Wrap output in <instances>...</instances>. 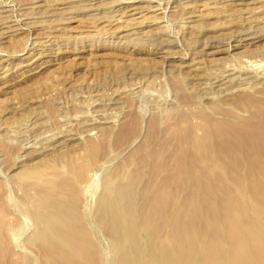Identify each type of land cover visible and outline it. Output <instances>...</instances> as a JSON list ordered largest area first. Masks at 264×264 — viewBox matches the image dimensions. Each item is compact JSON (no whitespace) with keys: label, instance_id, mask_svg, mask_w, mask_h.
<instances>
[{"label":"rangeland","instance_id":"1","mask_svg":"<svg viewBox=\"0 0 264 264\" xmlns=\"http://www.w3.org/2000/svg\"><path fill=\"white\" fill-rule=\"evenodd\" d=\"M135 1L146 17L130 26L119 22L130 17L119 18L133 0H0L6 22L0 25V264H44L33 241L34 206L50 186L57 191L51 197L75 202L79 224L94 242L88 252L99 257L94 264H169L168 256L177 257L174 264H264V226H243L256 224L253 195L262 185L165 181L172 168L163 161L134 163L168 138L183 113L192 111L190 122L198 124L196 113L210 114V103L220 100L217 109L239 118L257 108L264 113V105L232 104L239 97L264 102V0ZM5 26L12 32L2 35ZM231 65L234 72L259 74L263 83L228 95L218 87L198 100L196 83L218 73L225 78ZM237 72L226 80H239ZM132 122L136 129L128 134L124 127ZM210 173L225 176L231 169L215 166ZM112 185L128 193L121 190L134 219L135 239L129 236L133 242L120 250L113 239H124L127 230L96 225ZM155 195L159 206L148 207ZM223 216L228 226H206ZM178 217L192 226L177 227ZM79 262L71 257V264Z\"/></svg>","mask_w":264,"mask_h":264},{"label":"bare ground","instance_id":"2","mask_svg":"<svg viewBox=\"0 0 264 264\" xmlns=\"http://www.w3.org/2000/svg\"><path fill=\"white\" fill-rule=\"evenodd\" d=\"M135 2L136 1L133 0V2H131L130 5L129 4L128 6L124 5V9L126 11L124 12L122 16H120V18L119 17L118 18L120 20L125 19L126 17H130V18L129 19L127 18V20H123V21L121 20L119 22H122V24H124L123 22L129 21L130 24L128 23L127 24L130 26H134L135 24H138L137 20H139V18L142 17V14L145 11L142 9L143 7L139 6L141 4H136ZM158 7L159 6H157V8ZM151 8H154L155 10H157L155 5L152 6ZM144 17L146 16L144 15ZM4 23H1L0 21V25ZM11 27L12 26L2 27L6 29V31H3L2 35L11 33L12 32L10 30ZM7 36H3V37L7 38ZM254 38H255V35L253 36V38L251 37V39H254ZM242 40H250V39L246 38ZM240 41L241 40L237 42L239 43ZM233 47L237 48L236 45ZM234 66L235 65L233 64V68H235ZM228 69H227L228 73L225 75V78L222 75V73L221 74L218 73L217 75H214L212 77L208 76L207 78H204V80L202 79L203 82L200 81L196 83L195 86H197V88L199 87L198 89L196 88V91L198 93L195 90L193 92L196 95L200 96L198 97L195 95L197 99L200 100V98L202 99L204 96L214 95V92L216 91V89H218V87L224 86L223 88L218 89L217 93L218 94L220 93L219 95H228L231 93H235L237 91H244L247 88L257 89V87L263 83V82H260L261 76L259 77V74L255 75L251 71L249 72L248 69H247L248 72H240V71L234 72V69H232V65H231V69L229 70ZM223 70H226V69H223ZM242 70L244 71L245 69H242ZM236 72L240 74V76L238 77L239 80L231 79L233 77L232 75H235ZM226 76L227 77L231 76V78L226 80ZM263 81H264V78H263ZM246 85L248 87H243ZM184 97L185 96L182 97V103L185 105L187 101ZM256 99L252 97L251 98L250 97H239L235 99L232 104H234V107L237 109H240V108L247 109V108H251L255 106H256L255 108H257L260 105H264V102L262 103L260 101H257ZM184 100L186 101V103H184ZM223 104H224L223 100H220V103L212 102L210 103L211 107H209L211 111L210 114L208 113L206 114L202 110L196 113V116L199 119L198 124H193V120L192 122H190V115L188 114L192 113V111L188 113L187 112L188 109H187L186 112L188 114L183 113V115L179 118L181 123L174 126V128L170 131L168 138L166 137V139H161L159 144L157 142L156 150L148 152L145 156H143L139 160H135L134 163H137L135 164V166L136 165L141 166L142 164L149 163L151 160H153V163H155L154 165L156 166L158 164H161V161H163L164 164H166L167 166L169 165V167L172 168L169 175L166 174L167 177L164 179L165 181L173 180V181H183L185 183L189 181L201 183L204 181V182H208V184H212V182L214 181H222L224 179L229 178V180L233 181V183H239L240 181H243L244 183L257 182L263 187L260 188V192L258 194L253 195L255 201L259 204V206H255V209L253 211V218H254L253 221L256 224H250L249 222L246 221V222H243V226L244 227L245 226L249 227L252 225L264 226V113L258 110L257 108L255 110L253 109L254 112L251 114L250 117L247 116L248 118L246 119H244L245 117L239 118L233 115L232 112L228 111L227 109H217L216 108V107L224 106ZM188 108L190 109V107ZM259 108L261 109V106ZM184 110H186V108H184ZM133 119L135 120V118ZM153 124H154L153 121H151V126ZM135 126H136L135 123L132 122V124H130L129 126L127 125L124 128L127 127V132L129 134V133H133V131L136 129ZM123 132H125V130ZM119 135L121 134L119 133ZM147 138H149V136ZM151 140L153 141L154 139H152L151 137L150 142ZM88 144H90V142ZM90 147H94V145L91 144ZM90 147H89V150H90ZM168 150L170 151V153L167 152ZM166 153H168V155H166ZM158 161H160V163ZM128 163L129 164L133 163V160L129 158ZM215 166H223V168H230L231 173L226 174L225 176H220V175L216 176L214 174H211L210 170H213V167ZM185 169H188V170L186 171ZM59 186L61 188L63 187L61 185ZM114 186L115 185H112L110 190L108 191V195H107L108 199L107 198L105 199L106 202L102 204V206H100L102 209L100 211V220H97L99 224L97 223L96 225L97 227L99 226L98 228L100 229H103L104 227H110L114 232H117V231L122 232L121 230L122 228H125L127 230L129 235L125 236L124 239L123 237L121 239L118 238V240L116 238L113 239L114 240L113 245L115 244L114 245L115 248L120 250V247H122L124 243L127 244L131 242L129 241V236H131V239L132 238L135 239L134 236L131 235L132 231H134L132 229L134 227V219L132 218L133 216H131V211H130L131 206H129L128 202L125 203L127 197L124 199V193L122 191L124 192L126 191L124 189L116 190L113 188ZM55 191H56V188H52L51 186H50V189L49 187H47L45 188L44 191L42 190L41 197L35 202V206H34L35 207L34 210L36 211V214L34 215V221L36 223V232L34 231L35 238L33 239V241H35V244L39 248L41 259L43 261L41 263L50 264L51 262L55 260H59V264H71V257H76L80 259V262L78 264L97 263L99 257L98 258L96 257L98 254L94 252H88L89 247L91 248V245H93L94 242L92 243L91 239L89 240L85 232V230L88 231L87 226L85 228H82L79 224V221L77 219L78 215H76L77 212L75 213V210H74L75 202L73 201V199L68 200L67 202V200L62 199V196L60 195L57 196L58 194L57 195L54 194V196L51 197L53 195V192ZM156 193L158 194L159 191ZM126 196H128L127 192H126ZM154 197L157 199H155ZM154 197L153 198L155 200L153 201L149 200L150 204L148 205V207L152 206L153 208H155L159 206L158 195H155ZM197 197H199V195ZM153 198H151V200ZM207 200H208L209 206L212 207L214 205L212 199L207 197ZM70 204L72 207H70ZM120 204H122L125 208L119 209ZM53 208L54 210H52ZM250 209L252 210V206L250 207ZM250 209L248 210V212H250ZM237 214L238 216L243 215L240 212V209L237 210ZM182 215L186 216L187 213L183 212ZM104 216L106 220L109 222V225L104 224L103 222L105 220ZM143 216H144V221H143L144 224L146 225V227H149L150 219L148 218L146 213L143 214ZM242 218L245 220L244 217ZM228 222H230V219L228 217L223 216L221 219H219L216 222H211V223L207 222L206 226H210L211 228H215L216 226L225 227L223 225H227L226 223ZM175 225H177V227H191L192 226V224H186L185 219L180 218V217L177 218ZM161 228H165V226L161 225ZM182 232L180 233L182 234ZM160 235L162 237L161 232L158 233L157 237H159ZM126 252L127 253H125L124 256L126 257L128 253L130 256V252L129 251H126ZM255 254L256 256H259L262 253H255ZM4 255L5 253L2 252L0 256H4ZM161 256H162V259H165L164 260L165 262L170 261L169 264H174L177 260V257L168 256V261H167L165 250H162ZM256 258L259 259V257H256ZM155 259L156 257L154 258V260ZM122 263L129 264L128 262H122Z\"/></svg>","mask_w":264,"mask_h":264}]
</instances>
